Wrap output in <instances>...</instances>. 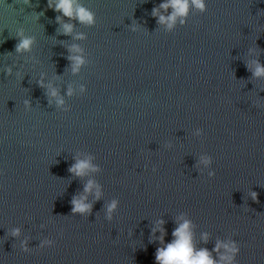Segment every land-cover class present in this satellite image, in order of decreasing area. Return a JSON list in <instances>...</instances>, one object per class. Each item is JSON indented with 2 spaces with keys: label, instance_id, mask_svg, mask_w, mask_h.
<instances>
[{
  "label": "water",
  "instance_id": "95a60500",
  "mask_svg": "<svg viewBox=\"0 0 264 264\" xmlns=\"http://www.w3.org/2000/svg\"><path fill=\"white\" fill-rule=\"evenodd\" d=\"M162 2L82 0L97 23H77L73 36L87 39L76 40L58 35L47 0H0V264H155L153 227L162 218L171 242L181 215L195 225L197 248L236 240L238 264H264V79L246 66L257 58L251 48L264 64V0H206L207 12L190 9L172 32L151 16ZM136 20L143 26L133 32ZM20 28L36 44L16 55ZM72 44L88 61L78 73L66 58ZM206 153L212 178L197 167ZM88 155L102 171L72 176L73 158ZM88 179L102 185V199L89 195L92 214L72 215ZM114 198L109 222L104 206ZM47 238L55 246L40 249Z\"/></svg>",
  "mask_w": 264,
  "mask_h": 264
},
{
  "label": "clouds",
  "instance_id": "9594fccd",
  "mask_svg": "<svg viewBox=\"0 0 264 264\" xmlns=\"http://www.w3.org/2000/svg\"><path fill=\"white\" fill-rule=\"evenodd\" d=\"M24 2L25 4H30L31 0H24ZM47 8L59 13L55 17V23L58 25V35L73 36L77 23L87 28L94 27L97 23L96 13L89 7H86L82 3V0H47ZM169 8L172 9L170 14H162L161 10L167 12ZM193 8L200 14H204L207 12L206 0H164V2L152 8L151 16L156 19L157 25L165 26L167 31L172 32L176 28L177 23L181 26L187 24L190 9ZM37 19H39V15ZM129 26L131 31L135 32L140 30L143 25L137 21ZM15 38L17 40L14 51L16 55L31 52L36 44V37L33 35H25L23 28H20L16 32ZM73 39L85 40L87 39V34L83 32L76 33ZM83 52L84 50L78 44H72L68 48L69 55L66 58L70 62L73 73H78L80 68L88 62ZM253 54H257V58L246 61V66L249 72L252 73L253 79H264V64L260 62L256 48L249 49V55ZM19 67L21 68V66ZM5 74L11 76L13 74V66L6 67ZM16 76L21 77L22 72L17 70ZM37 84L41 88H46V96L56 98L57 106L64 105V99L57 88L51 84L46 86L43 79L37 80ZM80 91L82 94H85L87 92L86 86L82 85ZM66 94L71 96L73 89L69 87ZM24 106L26 110L30 111L31 101L25 100ZM194 135L202 137L204 135L203 129H195ZM165 147L172 149L173 145L169 142ZM73 159L75 162L68 168V172L74 177L84 178L90 173L102 171L99 165L92 163L94 159L92 155H88L84 159H79L78 157H74ZM212 163V156L206 153L200 157L197 167L202 166L205 169H209L207 175L209 178H212L216 174L210 168ZM152 171L156 172L157 169L153 167ZM89 195H93L95 200L102 199V185L94 179H88L84 184L83 191L72 196V215L78 214L79 216L88 217L92 214L93 202L88 201ZM250 198L258 202V193L251 191ZM119 204L120 202L117 198L105 204L104 215L107 221L111 222L113 220V214L117 212ZM176 223L177 227L171 233L173 239L167 243L165 242L167 235V231L164 228L165 221L161 218L153 227L150 241L155 239L160 244L155 252V264H238L237 256L240 253V245L236 240L223 241L218 239L215 247L211 251L206 247L197 248L194 233L195 225L193 222L185 218V215H181L177 218ZM40 227L44 228L45 225L41 224ZM157 232H159V235H156ZM8 233L12 238L19 240L21 229L19 227H13L8 230ZM201 240L207 244L209 234L207 232L202 233ZM19 242V247L22 252L30 253L32 251L28 246L27 238L19 240ZM55 243L54 240L47 238L41 241L39 248L54 247ZM214 253L216 254L215 256Z\"/></svg>",
  "mask_w": 264,
  "mask_h": 264
}]
</instances>
